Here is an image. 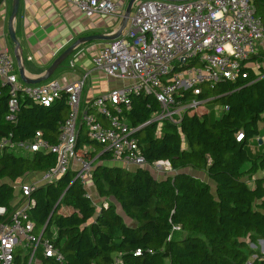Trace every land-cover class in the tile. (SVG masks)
<instances>
[{"label":"trees","instance_id":"1","mask_svg":"<svg viewBox=\"0 0 264 264\" xmlns=\"http://www.w3.org/2000/svg\"><path fill=\"white\" fill-rule=\"evenodd\" d=\"M253 5L264 23V0ZM249 61L263 62L259 73L246 65L236 80H222L199 96L223 105L214 121L206 111L187 114L179 127L167 122L157 136V123L147 122L158 102L150 95L132 96L128 117L142 153L150 163L169 159L175 170L164 178L146 167L107 164L111 154L89 138L82 123L77 151L95 159L91 180L101 200L94 202L73 169L38 186L31 194L36 204L30 217L42 228L53 213L44 238L65 260L40 249L32 264H264L258 245L264 239V175L254 177L264 170V152L250 148L264 114V51ZM9 99L10 87L0 78V139H33L41 131L48 142H58L69 115L66 95L46 106L20 92L16 121L7 119ZM56 161L51 151L0 152V207H7L6 217L11 220L15 210L17 183L30 173L41 175ZM16 262L28 264L29 256L18 254Z\"/></svg>","mask_w":264,"mask_h":264},{"label":"built area","instance_id":"2","mask_svg":"<svg viewBox=\"0 0 264 264\" xmlns=\"http://www.w3.org/2000/svg\"><path fill=\"white\" fill-rule=\"evenodd\" d=\"M66 1L88 18L107 15L123 19L126 10L119 0ZM135 6L121 35L105 42L93 57L96 69L121 84L94 98L86 111L81 96L89 72L65 84L56 78L22 84L16 60L7 48L0 50V78L10 87L8 120L18 118L20 92L46 106L66 95L70 107L56 144L45 140L41 131L33 139H0V152L44 150L57 155L55 166L34 182L23 180L16 185L11 220L6 217L7 207H0V264H17L18 254L29 256L28 264H32L40 249L47 256L65 260V255L44 238V227L38 228L30 217L36 204L31 194L40 185L56 182L70 169L77 171V177L88 185L95 159L77 151L82 123L89 138L102 143L103 151L110 153L115 163L127 169L146 167L173 173L169 159L150 163L142 153L134 134L136 129L128 117L132 96L150 95L158 102L159 110L147 123H157L159 136L165 123L179 127L187 114L203 112L200 108L207 99L199 96L222 80H236L250 58L264 51V23L255 13L253 0H138ZM77 56L76 52L69 58V66H75ZM237 139H244L243 132ZM84 149L89 150L86 145Z\"/></svg>","mask_w":264,"mask_h":264},{"label":"crops","instance_id":"3","mask_svg":"<svg viewBox=\"0 0 264 264\" xmlns=\"http://www.w3.org/2000/svg\"><path fill=\"white\" fill-rule=\"evenodd\" d=\"M119 1L126 9L130 0ZM12 7L13 0H1L0 50L7 48L9 54L16 60L14 43L8 30ZM107 17V15H96L88 18L75 5L66 0H20L19 11L15 18L14 26L21 44V53L24 57L26 72L31 76L43 74L62 51L82 36L99 33L110 34L116 31L121 24L120 22L118 25L116 19H118V22L120 19L122 21V18L111 16L113 20L105 22L104 20ZM104 43L105 41H94L81 45L74 51V53H78L75 66H69L68 59L64 67L57 69L56 77H53L65 84L77 80L83 74L89 72L88 80L92 79L94 82L89 85L87 80L81 96L82 108L85 111L94 98L104 93L102 87L99 85L101 82L96 80L109 82L111 86H109L108 90L116 84H121L120 80L107 76L101 70L96 69L93 64L94 55ZM21 83L23 84V81ZM262 119H264V114ZM260 128L259 124V135L251 141V143H254L253 140L258 139L260 142L259 147L250 146L253 153L264 150L262 146L264 144V135H262ZM106 163L119 165L111 159L106 160ZM132 169H135V167ZM30 174H34L35 178L40 175L38 173ZM199 175H202L203 179L208 180L204 174L200 173ZM263 175L264 170H260L254 177ZM250 185H255L254 180L250 181ZM124 214L121 215L124 216ZM124 217L130 222L126 215Z\"/></svg>","mask_w":264,"mask_h":264},{"label":"water","instance_id":"4","mask_svg":"<svg viewBox=\"0 0 264 264\" xmlns=\"http://www.w3.org/2000/svg\"><path fill=\"white\" fill-rule=\"evenodd\" d=\"M138 0H130L127 4L126 10L124 17L121 21L120 26L118 29L110 34H105V33H99V34H92V35H87V36H82L79 39H77L74 43H72L68 48H66L53 62L52 64L48 67V69L43 73L38 76H31L26 72V67L24 63V57L21 53V44L20 41L18 40L15 26H14V21L15 18L18 15L19 11V6H20V0H13V7H12V13L9 19V35L14 43V50H15V57L17 60L18 64V71L20 74V78L22 79L23 82L27 84H38L43 81H46L50 79L57 71V69L67 60L69 57L74 53V51L79 48L81 45L94 42V41H110L113 39L118 38L123 30L127 27L129 18L131 16V12L133 9V6ZM168 1H187V0H168ZM214 101L213 99L207 100L206 103ZM53 213L51 214L48 222L44 226L43 233L46 230V227L52 217ZM261 241L264 242V239H261Z\"/></svg>","mask_w":264,"mask_h":264},{"label":"rangeland","instance_id":"5","mask_svg":"<svg viewBox=\"0 0 264 264\" xmlns=\"http://www.w3.org/2000/svg\"><path fill=\"white\" fill-rule=\"evenodd\" d=\"M136 11V6H133L132 12H131V16H133V14ZM113 20V17L108 16L104 21L105 22H110ZM118 19H116V23L119 25V23L121 22V19L117 22ZM131 21V20H130ZM68 61V59H67ZM263 62H255V61H248L247 65L254 67V69L256 70V72L259 73L260 69L259 66L262 65ZM59 69V68H58ZM57 73L53 75V77H56ZM99 81L101 83H99V85L102 87V90L104 93H106V91L108 90L110 83L107 81H103V80H96ZM94 81H92V79L88 80V84L91 85ZM118 85L116 84L114 87H117ZM113 86L111 88H114ZM102 93V94H104ZM201 111H206L209 113L210 119L211 121L216 120L217 118H219L224 110V107L222 104H220L217 101H211L208 103H205L203 105H201ZM260 129L262 131V135H264V119H262L260 121ZM254 143H251L250 146H255V147H259L260 146V142L258 141V139L253 140ZM262 146L264 147V144H262ZM86 148H92L91 146H86ZM251 148V147H250ZM252 151V149H251ZM264 151V150H263ZM88 158V157H87ZM157 178H164L169 174L172 173H166L164 171H157L156 169H154V171L152 170V168H148ZM197 176L201 177L202 175L197 174ZM35 180V175L34 174H29L26 176V178H24V181H26L28 184H31L32 182H34ZM23 181V180H22ZM209 182H211V184L214 186V183L212 181L209 180ZM21 183V182H20ZM20 183H17V185H19ZM87 191L89 193V195L92 197V199L94 200L95 203H99V201L101 200L96 188L94 187L93 181L91 179H89L88 185H87ZM120 210V207H119ZM121 214H124V212H121ZM125 216V214H124ZM258 245L260 247V250L262 253H264V242L259 240ZM253 248H256V245L252 244ZM37 263H40V261H37Z\"/></svg>","mask_w":264,"mask_h":264}]
</instances>
